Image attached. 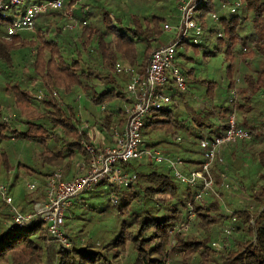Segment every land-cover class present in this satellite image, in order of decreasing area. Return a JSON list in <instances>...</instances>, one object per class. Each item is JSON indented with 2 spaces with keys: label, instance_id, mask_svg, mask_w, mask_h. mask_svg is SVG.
I'll list each match as a JSON object with an SVG mask.
<instances>
[{
  "label": "trees",
  "instance_id": "16d2710c",
  "mask_svg": "<svg viewBox=\"0 0 264 264\" xmlns=\"http://www.w3.org/2000/svg\"><path fill=\"white\" fill-rule=\"evenodd\" d=\"M127 1L133 11L125 9ZM152 1L113 0L99 6L95 0H71L79 5L75 13L79 20L77 35L70 29L63 30L72 23L66 7L41 15L32 31L20 32L11 40L7 39L10 19L20 16L23 8L12 9L9 18H4L0 9V90L9 99L5 107L0 104V181L10 183L13 196L19 177L10 178L13 168L19 172L24 166L26 173L41 175V181L46 182L54 168L74 171L82 161H88L86 145L98 147L80 114L77 98L81 94L94 105H110L107 113L95 120L107 134L112 132L114 136V123L120 127L125 124V110L131 104L127 92L131 75L117 72L115 63L120 61L143 73L152 52L167 41L165 21L173 19L155 15L152 10L158 5L173 10L178 6V0H157L160 2L155 6ZM222 1L226 0H210L199 8L197 20L205 32L202 43L181 45L211 57L223 44L227 67L219 83L202 80L192 85L195 69H182L177 61L187 91L169 83L172 103L152 113L143 131L145 145L151 148L161 144L147 143L154 133H163L174 141L180 138V146L174 143V150L184 154L181 157L186 167L182 170L191 172L204 162L198 140L222 133L230 115L235 114L238 126L248 130L252 139L219 149L211 166L215 194L207 192L196 201L201 184L191 187L180 183L165 164L131 161L126 169L136 176L133 183L122 188L115 185L120 191L112 190L114 184L108 183L107 190L89 196L100 199L114 192L118 195L116 204L107 200L113 209L112 220L103 223L107 209L94 207V215L99 217L98 231L80 234L70 228V248L51 240L40 217L23 228L14 226L9 207L0 198V264H264V0H242L244 5L237 14L222 15L214 22L211 13ZM89 6L95 7L98 12L94 17L99 20L101 16V20L88 22L90 12L85 13V8ZM181 56L186 57L178 51V58ZM191 88L201 100L197 107H186L190 126L182 127L185 119L179 109L191 95ZM55 90L60 98L52 97L57 94ZM43 91L50 92L51 97L48 93L43 97ZM5 112L15 116L10 123L3 121ZM23 141L41 150L37 156L39 169H32L21 157L15 164L8 145ZM230 190L244 194L251 209L238 208L224 215L222 206L230 205L232 196L237 197ZM36 192L38 198H46L43 188ZM190 204L193 221L188 218ZM182 222H189L191 232L187 233L189 227L170 234ZM226 226L231 229L229 235ZM216 240L219 243L215 248L212 243Z\"/></svg>",
  "mask_w": 264,
  "mask_h": 264
},
{
  "label": "built area",
  "instance_id": "2783aa9c",
  "mask_svg": "<svg viewBox=\"0 0 264 264\" xmlns=\"http://www.w3.org/2000/svg\"><path fill=\"white\" fill-rule=\"evenodd\" d=\"M205 4L207 0H178V21L165 22L163 26L164 33L170 35V40L166 44L161 43L159 48L152 52L143 73L136 72L131 66L121 62L115 63L117 72L131 75L127 86L131 104L126 110L125 128L123 130L117 126L113 128L112 145L105 147L86 145L90 158L78 165L77 175L73 179L65 180L62 170L55 171L43 185L46 200L38 212L20 210L15 203L10 185L0 183V198L10 209L14 226L23 228L40 217L46 225L51 240L65 248H70L71 242L66 232V222L76 202H82L86 194L95 191L103 182H109L120 188L129 186L136 176L127 171L126 166L135 160L166 164L172 168L175 178L180 183L191 187L201 184L202 187L195 197L196 201L201 200L207 192L214 191L211 166L219 149L230 143L252 139V134L248 130L238 126L235 114L230 115L227 128L222 133L198 140L199 147L203 151L204 162L199 169L191 172L182 170L184 162L181 157L170 156L157 148L147 147L143 137L147 118L172 103L169 83L172 82L173 88L179 91H187L186 78L177 65L178 47L183 44L200 45L202 43L205 32L203 25L197 20V14L199 8ZM243 5L242 0L222 1L218 9L211 13V19L218 22L222 15L237 14ZM20 6H23V0L0 3L3 17L9 18L12 9ZM66 7H68L67 19L72 23L65 25L63 30L76 29L79 27V20L75 17L76 4H69V0H37L27 4L20 16L10 19L7 39L11 40L23 31H32L41 15ZM82 24L86 25V21ZM235 94L236 89L232 91V95L235 96ZM38 188V183L27 184L28 192H35ZM112 202L113 204L118 202L117 194H112ZM188 218L189 221L195 218L192 204L189 205ZM235 221L236 219L233 218L232 223ZM189 227V222L179 223L170 230V234L187 231ZM225 231L227 235L231 233L229 228Z\"/></svg>",
  "mask_w": 264,
  "mask_h": 264
},
{
  "label": "rangeland",
  "instance_id": "374dc122",
  "mask_svg": "<svg viewBox=\"0 0 264 264\" xmlns=\"http://www.w3.org/2000/svg\"><path fill=\"white\" fill-rule=\"evenodd\" d=\"M36 1L37 0H23V6L21 8L24 9L25 6L27 4H29L30 2H36ZM111 1H113V0H95V4H97L99 6H103V5H105V3H109L110 4ZM159 2L157 0L152 1L153 6H155ZM209 2H210V0H207V4H209ZM219 4L217 6V9L219 7ZM124 6H125V9H127L126 7H128V8H130L132 10V6L130 5V2L127 1L126 4L124 3ZM77 7H79V5H77ZM137 8L140 9L139 4H138ZM15 9H17V8H15ZM132 11H129V12L133 14ZM149 11H151V10H149ZM170 11H172L174 13L173 15H176V13H177V10L176 9L173 10V7H168L166 9H164L163 7H160V5H158V6H156V8H154L152 10V13H154L155 15L161 16V17H168V14H169ZM86 12H90V15H89L90 19L88 20V22L92 21V22L95 23V22H98L99 20H101L100 19L101 16H100L99 20H98V18L94 17V15L98 12V11L96 12V9H95L94 6L86 7L85 8V13ZM172 12H170L171 15H172ZM83 17L86 18V16H83ZM172 21H175V20L172 19ZM67 23L68 22H66V24ZM171 23H173V22H171ZM67 25H69V24H67ZM217 28L220 29L221 27H217ZM77 30L78 29H74V30H70V31H75L74 33L77 35ZM166 39H168V36H166ZM162 43H165V41H162ZM221 46H222L221 49L214 51L215 54H214V56H211V57H204V55H203L204 52L199 50V49H197V48H194V47H188V48H186L187 50L184 47H182V46L178 48V51L181 54H185V56H186V57L181 56V57L178 58V63L180 65V67H182V69H186L187 66H188V67H191V68L195 69L196 76L191 80V83H193L192 85H196V84L200 83V81H202V80H208V81L214 80L215 82L219 83L220 78L223 75V72L225 71V68L227 67V62L225 61V58H224V55H223L224 54V45L222 44ZM139 47L143 48L144 44L142 42H140L139 43ZM186 58H189V59L191 58V60L187 61ZM240 68H241V66H240ZM240 78H241V76H240ZM236 79H239V75L236 77ZM205 88H206V86L204 87V89ZM54 92H57V91L55 90ZM45 93H48V92L43 91L41 93V94H43V97L45 96ZM63 95H66V93L63 94ZM48 97L49 98L51 97L50 92L48 93ZM52 97H57V98L59 97L60 98L58 92H57L56 95H54V93H53ZM77 99H78L77 102L79 104L80 114H81L82 118L85 120L84 124L85 125L88 124L89 125L88 128H92V130L93 129H97V128H98V130H100L101 127L98 126L97 123H95V120L101 119L104 116V114L107 113V109H109L110 105L108 103H104V104H101L99 106L94 105L88 99H86L83 94L78 96ZM1 101H0L1 106L5 107V104L9 101V99H7V97L3 95ZM196 104H197L196 100L192 102L193 106H195ZM103 106H105L104 109H102ZM3 116H4V118H6V119L3 118V121H7L9 123L15 117L13 113H7V112H5V114ZM87 118H89V120H91L88 123H86L87 122L86 121ZM168 139H171V138L164 136L163 133L157 132V133H154L152 135V139L150 137H148L146 139V141L149 144H153V143H157V142H159L161 140H168ZM8 147L11 148V152H12L11 156L13 155V159L15 160V164H16V160L20 159V157H21V159L25 162V164H27L32 169H39L41 167L40 164H39V159L37 158L38 154L41 151L40 149H35L34 147H31L30 145H28L27 142L24 143V141L23 142H19L17 144H9ZM156 147H158V149L164 150V153L166 152V153H170L171 154V152L165 151V149L176 152L174 150V148H170V147L164 145L163 143L157 145ZM167 155H169V154H167ZM58 169L59 168H57V167L54 168V172L57 171ZM17 174H19V177H18V180H17V183H16V187H17V192L20 193V195H21L20 197L24 198V197H29V196L35 195V194H29L28 193L27 184H29V183H37L38 180L39 181L43 180L42 176L41 175H37V174H33V172L26 173V170H25L24 166L20 168L19 172H18L17 168H13V170L11 172V175H10V178H13V177L16 178ZM0 183H6V184L10 185V183L6 182V181H4V182L0 181ZM117 187L115 185L111 186L112 190L120 191L119 188H117ZM99 189L100 188L98 186V188L95 191L97 193L98 192L101 193V191ZM95 191H93V192L96 193ZM215 191H216V189H214V191H213L214 194H215ZM93 192H90V193L86 194V199H82L84 201V203L82 202L83 204H79L78 207L74 206V208L69 212L70 213V217L68 216V219H67V222H66V232H67V234L69 233L70 228H74L76 231H80L81 232L80 234H87L88 231H90L92 229H97V231H98V227L100 226V223L98 222L99 221V217L94 215L95 214L94 210H93L94 207L98 208V210L100 208H103V207L107 209V214H105V216L102 217L103 220L101 219V221L103 223H107V222H110L112 220L110 212L113 209L109 207L108 201H107V200H109L110 203L113 204V202H111L112 195H109L108 198L107 197H100V199L99 198H91V197H89V196H91V194H93ZM233 192L234 191L232 190L231 194H233V195H235V194L237 195L238 194V192H235V193H233ZM114 194H116V193L114 192ZM14 195H16V194H14ZM42 196L44 197V195H42ZM218 196H219V194H218ZM14 200H15V198H14ZM45 200H46V198L43 199V201H45ZM102 201H103V203L101 205ZM86 202H88V203H86ZM76 203H78V202H76ZM229 203H230V205L229 204H224L222 206L223 214L227 215V216L230 215L235 209H238V208L239 209L240 208H250L251 209V206H249L250 204L247 203L246 196L244 194L237 195V197L236 196H232L231 201ZM18 208L20 210H23L19 206H18ZM225 218H226L225 220H227V217H225ZM227 226H229V224ZM227 226H226V228H227ZM191 230H192V228L189 229V231L187 233H190ZM100 232L101 233H99V234L102 235V231H100ZM218 241L219 240H216V241H214L212 243V245L215 248L218 247V243H219ZM231 246H232V244H231Z\"/></svg>",
  "mask_w": 264,
  "mask_h": 264
},
{
  "label": "crops",
  "instance_id": "0c3cea01",
  "mask_svg": "<svg viewBox=\"0 0 264 264\" xmlns=\"http://www.w3.org/2000/svg\"><path fill=\"white\" fill-rule=\"evenodd\" d=\"M70 3H72L71 2V0H69V4ZM73 4H76V3H73ZM78 4H76V6H77ZM140 6V5H139ZM176 10H177V13H176V15H173L174 13H172V15H171V13H169L168 14V17L167 18H169L170 16H171V18L173 17V20H175V21H165V22H173V23H176L177 21H178V7H177V4H176V8H175ZM77 11H79L78 10V7H77ZM138 11H140V9H138ZM165 36H168V39H167V41H165V43L164 44H166V43H168V41L170 40V35L169 34H167V33H165L164 34ZM162 43V42H161ZM161 43H160V45H161ZM163 44V43H162ZM159 45V46H160ZM117 62H120V61H117ZM137 71V70H136ZM143 71H145V68L143 69ZM138 72V71H137ZM190 93H191V95L189 96V97H187V96H185V97H187L186 99H187V101L186 102H183L181 105H180V112L181 113H183V115H182V119H185L184 120V122L182 123V127L183 126H190V121H189V119H186V117H185V114L187 113V108L186 107H189V108H191V107H197L198 106V101L199 100H201V97L199 96V94H196L195 93V90H192V88L190 89ZM0 101H1V99H2V97H3V92L0 90ZM193 96V97H192ZM197 101V104L195 105V106H193L192 105V102L193 101ZM2 102V101H1ZM186 103V104H185ZM129 106H127V108H128ZM127 108H126V110H127ZM126 110H125V113H126ZM85 121V120H84ZM86 123H88V122H90L91 120H89V118H87L86 119ZM126 122H127V116H126ZM126 122H125V124L122 126V127H120L119 125H118V123H114V126L113 127H118L120 130H123L124 128H125V126H126ZM88 127H89V125L88 124H86ZM113 129V128H112ZM94 130V131H93ZM92 130V128H88V134H89V137H90V139L94 142V144H96L98 147H105V146H108V145H112L113 144V136H112V132H111V134H107V132L105 131V129H103V128H101L100 130H98V128L97 129H93ZM180 141H181V139L179 138L178 140H176V141H174V140H171V139H168V140H161V141H159V142H161V143H163L164 145H166V146H168V147H170V148H174V146H173V144L175 143V144H177V143H179L180 144ZM179 144H177V145H179ZM180 146V145H179ZM165 148V147H164ZM163 148V149H164ZM158 149V148H157ZM159 150H161L162 152H164V150H162V149H159ZM165 151H168V152H171V154L170 153H166V154H169L170 156H174V157H181L182 155H184V154H182V153H176V152H174V151H171V150H167V149H165ZM179 151V150H178ZM182 158V157H181ZM183 167H184V165H183ZM186 167V166H185ZM184 167V168H185ZM187 169V168H186ZM58 170H62L63 171V173H64V179L66 180V178L67 177H72L71 179H73L74 178V176L77 174V167H76V169L73 171H71V170H65V169H58ZM69 173V174H68ZM71 179H69V180H71ZM68 180V179H67ZM45 181H39L38 180V184H39V188L38 189H40V187L41 188H43L44 189V187H43V185L45 184L44 183ZM109 182H103L102 183V185H100L99 186V190H107L108 188H109V184H108ZM104 185V186H103ZM16 186V185H15ZM15 190H16V192H15V194L16 195H14V198H15V202H16V204L21 208V209H23V210H26V211H30V209H32L33 207L34 208H38V210L41 208V206H43L42 204H44V201L41 199V198H38V196H36V194L35 195H33V196H29V197H26L27 198V200L25 201V202H22V197H20L21 195H20V193H18L17 192V187H15ZM37 191V190H36ZM35 191V192H36ZM45 191V190H44ZM35 192H28L29 194H34ZM30 212H33V211H30Z\"/></svg>",
  "mask_w": 264,
  "mask_h": 264
}]
</instances>
